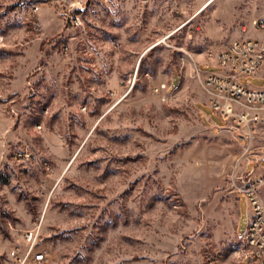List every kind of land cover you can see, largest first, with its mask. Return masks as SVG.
Returning <instances> with one entry per match:
<instances>
[{"label": "rangeland", "instance_id": "rangeland-1", "mask_svg": "<svg viewBox=\"0 0 264 264\" xmlns=\"http://www.w3.org/2000/svg\"><path fill=\"white\" fill-rule=\"evenodd\" d=\"M205 1L0 0V264L34 226L24 264H244L264 124L229 129L202 80L264 0Z\"/></svg>", "mask_w": 264, "mask_h": 264}, {"label": "built area", "instance_id": "built-area-1", "mask_svg": "<svg viewBox=\"0 0 264 264\" xmlns=\"http://www.w3.org/2000/svg\"><path fill=\"white\" fill-rule=\"evenodd\" d=\"M41 6L39 3L31 5V13L38 14ZM252 23L257 28L264 27V17H256ZM242 30L246 31V27L243 26ZM218 64L220 69L205 71L202 80L209 102L225 126L240 134L254 136L257 126L264 124V86L243 83L240 76L264 78V37L233 39L220 50ZM239 189L247 196L251 212L246 230L234 250L244 264H264V171L258 172L254 167L247 170L240 176ZM23 237L27 241L23 258L19 246L12 249V255L20 256L21 264L30 258L36 262L47 260L51 248L47 245L38 247L40 226L26 229Z\"/></svg>", "mask_w": 264, "mask_h": 264}, {"label": "bare ground", "instance_id": "bare-ground-1", "mask_svg": "<svg viewBox=\"0 0 264 264\" xmlns=\"http://www.w3.org/2000/svg\"><path fill=\"white\" fill-rule=\"evenodd\" d=\"M213 0H206L203 4V7L207 6L208 4H210Z\"/></svg>", "mask_w": 264, "mask_h": 264}, {"label": "crops", "instance_id": "crops-1", "mask_svg": "<svg viewBox=\"0 0 264 264\" xmlns=\"http://www.w3.org/2000/svg\"><path fill=\"white\" fill-rule=\"evenodd\" d=\"M263 148H264V144H263ZM264 151V150H263ZM258 172H261V171H258ZM245 232V231H244ZM244 232L243 233H238L240 236H242L243 234H244Z\"/></svg>", "mask_w": 264, "mask_h": 264}, {"label": "trees", "instance_id": "trees-1", "mask_svg": "<svg viewBox=\"0 0 264 264\" xmlns=\"http://www.w3.org/2000/svg\"><path fill=\"white\" fill-rule=\"evenodd\" d=\"M9 217L13 218L11 215H8ZM14 219V218H13Z\"/></svg>", "mask_w": 264, "mask_h": 264}]
</instances>
